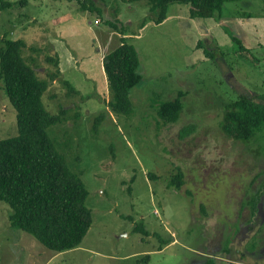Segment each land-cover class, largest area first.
I'll list each match as a JSON object with an SVG mask.
<instances>
[{"label":"rangeland","instance_id":"rangeland-1","mask_svg":"<svg viewBox=\"0 0 264 264\" xmlns=\"http://www.w3.org/2000/svg\"><path fill=\"white\" fill-rule=\"evenodd\" d=\"M95 1L101 18L69 0H0V48L4 38L24 40L25 62L50 82L44 105L54 115L64 110L66 121L49 134L85 183L93 213L82 245L57 254L12 228V209L0 201V264H191L211 254L217 238L216 264H264V228L234 247L228 238L245 194L264 196V134L244 143L221 128L226 104L264 92V0L229 1L221 20L191 19L188 5L172 4L160 25L145 1ZM117 18L143 76L131 91L130 117L108 107L103 62L122 36L105 21ZM235 36L248 53H236ZM181 91V119L166 125L157 103ZM187 126L195 130L181 138ZM17 135V112L0 81V140Z\"/></svg>","mask_w":264,"mask_h":264},{"label":"trees","instance_id":"trees-1","mask_svg":"<svg viewBox=\"0 0 264 264\" xmlns=\"http://www.w3.org/2000/svg\"><path fill=\"white\" fill-rule=\"evenodd\" d=\"M69 1L76 2L85 12L102 17V8L95 0ZM124 1L147 2L155 23L160 25L167 19L172 4L188 5L191 19L216 17L221 20L227 2L237 0ZM2 2V8L9 7L10 3ZM105 25L122 36L120 45L106 55L103 62L112 94L108 107L118 116L130 117L135 112L131 91L143 80L139 54L125 37L127 28L118 18L115 21L108 19ZM233 38L240 45L236 53H248L241 40L237 36ZM1 43L0 81L17 112L18 135L0 140V201L12 209L10 222L15 230L33 236L54 253L75 250L82 245L91 228L93 213L87 206L89 191L85 183L69 168L49 134L50 128L66 121H63L65 111L54 115L46 109L43 96L50 82L40 79L25 62L22 54L25 41L4 38ZM202 46L203 42H200L199 47ZM205 53L208 57L214 56L211 51ZM48 61L58 67L55 57ZM54 78L50 76L51 81H55ZM65 84L77 93L68 81ZM185 95L181 91L176 98L157 103V115L164 124H175L181 119ZM224 111L221 128L226 137L249 143L258 134H264V92L256 97L239 95L225 105ZM102 118L100 115L96 124ZM194 130L193 126L184 127L180 137L190 136ZM181 184L177 177L173 185L182 189ZM149 259L150 256H146L143 261ZM207 264L216 262L210 260Z\"/></svg>","mask_w":264,"mask_h":264},{"label":"flooded vegetation","instance_id":"flooded-vegetation-1","mask_svg":"<svg viewBox=\"0 0 264 264\" xmlns=\"http://www.w3.org/2000/svg\"><path fill=\"white\" fill-rule=\"evenodd\" d=\"M233 140L238 141L236 139ZM245 195L247 196L244 201L245 207H238V212L235 220V222L238 221L236 224L238 230H236V232H238L239 234L235 232V234L233 233V237H228L230 240V244L233 245V247L237 246L236 244H238L240 241H244L245 243L249 235H251L254 231L264 228V196L259 193H256L255 195L254 193L250 194V192L246 193ZM203 208L205 209V207ZM219 239L222 238H217L213 241L216 244V249L220 244ZM215 244L213 245V249ZM213 249L211 250V254H199L203 258L198 255L199 257L194 259L191 264H207L208 262H210V260H214L217 263L219 260H217L212 253H217L219 251L212 252ZM229 250L232 251V249ZM248 253L251 254V252ZM241 255L243 257L245 253L243 252Z\"/></svg>","mask_w":264,"mask_h":264},{"label":"crops","instance_id":"crops-1","mask_svg":"<svg viewBox=\"0 0 264 264\" xmlns=\"http://www.w3.org/2000/svg\"><path fill=\"white\" fill-rule=\"evenodd\" d=\"M239 261H242L243 262V260H238V261H230L231 263H233V264H241V262L240 263H237V262H239ZM244 264H248V263H244Z\"/></svg>","mask_w":264,"mask_h":264}]
</instances>
